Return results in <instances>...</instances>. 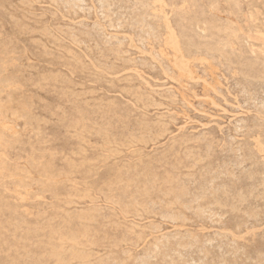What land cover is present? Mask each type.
<instances>
[{
  "label": "rangeland",
  "instance_id": "374dc122",
  "mask_svg": "<svg viewBox=\"0 0 264 264\" xmlns=\"http://www.w3.org/2000/svg\"><path fill=\"white\" fill-rule=\"evenodd\" d=\"M70 1L0 0V264H264V0Z\"/></svg>",
  "mask_w": 264,
  "mask_h": 264
},
{
  "label": "bare ground",
  "instance_id": "6f19581e",
  "mask_svg": "<svg viewBox=\"0 0 264 264\" xmlns=\"http://www.w3.org/2000/svg\"><path fill=\"white\" fill-rule=\"evenodd\" d=\"M52 1H53V0H52ZM68 1H69V0H68ZM73 1H74V0H73ZM76 1H77V0H75V3H76ZM91 1H92V0H91ZM105 1H107V0H105ZM71 2H72V1H70L69 4H71ZM77 2H78V1H77ZM80 2H81V1H80ZM100 2H102V0H101ZM114 2H115V1H114ZM72 3H74V2H72ZM75 3H74V4H75ZM84 3H85V2H84ZM105 3H106V2H105ZM105 3L103 2L104 5H106V4L109 3V2H107L106 4H105ZM61 4H63V3H61ZM64 4H65V3H64ZM111 4H112V3H111ZM113 4H114V3H113ZM65 5H66V4H65ZM67 5H68V3H67ZM71 5H72V4H71ZM76 5H77V3H76ZM79 5H80V4H78V6H79ZM107 5H108V4H107ZM107 5H106V6H107ZM109 5H110V4H109ZM109 5H108L107 7H109ZM119 5H120V4H119ZM63 6H64V5H63ZM94 6H95V5H94ZM114 6H115V5H114ZM134 6H135V5H134ZM64 7H65V6H64ZM70 7H71V6H70ZM76 7H77V6H76ZM76 7H75V8H76ZM102 7H104V6H102ZM78 8H79V7H78ZM109 8H110V7H109ZM145 8H146V7H145ZM112 9H113V8H112ZM142 9H143V8H142ZM69 10H70V9H69ZM137 10H138V9H137ZM74 11H75V10H74ZM98 11H99V10H98ZM107 11H108V10H107ZM107 11H106V12H107ZM138 11H139V10H138ZM110 12H111V10H110ZM133 12H134V11H133ZM108 13H109V12H108ZM112 13H113V12H112ZM144 17H145V16H144ZM124 18H125V17H124ZM149 19H150V18H149ZM111 21H112V20H111ZM143 23H144V22H143ZM120 24H121V23H120ZM120 24H119V25H120ZM144 24H145V23H144ZM147 24H148V23H147ZM141 25H142V24H141ZM149 26H150V25H149ZM131 27H132V26H131ZM142 27H145V26H142ZM107 29H108V28H107ZM113 29H114V28H113ZM148 29H149V28H148ZM110 30H111V29H110ZM150 30H151V29H150ZM116 31H117V30H116ZM138 31H139V30H138ZM140 31H141V30H140ZM171 32H173V31H171ZM171 32H170V34H171ZM101 33H102V32H101ZM103 33H104V32H103ZM151 33L153 34L152 31H151ZM146 35H147V34H146ZM153 35H154V34H153ZM172 35H173V34H172ZM260 35H261V34H260ZM168 36H169V35H168ZM173 36H175V35H173ZM111 37H112V36H111ZM108 38H110V37H108ZM149 38H150V37H149ZM176 38H177V37H176ZM109 40H110V39H109ZM115 40H116V39H115ZM174 40H175V39H174ZM46 41H47V39H46ZM109 42H110V41H109ZM177 45H178V44H177ZM52 47H53V46H52ZM120 48H121V47H120ZM120 48H119V49H120ZM173 48H174V47H173ZM61 50H62V49H61ZM88 50H89V49H88ZM95 50H96V49H95ZM175 50H176V49H175ZM177 50H178V49H177ZM179 50H180V48H179ZM71 52H73V51H71ZM67 54H68V53H67ZM122 57H123V56H122ZM78 60H79V59H78ZM176 60H177V59H176ZM181 62H182V61H181ZM79 63H80V62H79ZM183 64H184V63H183ZM179 65H180V63H179ZM184 65H186V64H184ZM181 66H183V65H181ZM99 67H100V66H99ZM114 67H115V66H114ZM108 68H109V67H108ZM185 69H186V68H185ZM183 70H184V69H183ZM181 71H182V70H181ZM184 71H186V70H184ZM187 74H189V73H187ZM191 81H192V80H191ZM173 82H174V81H173ZM212 89H213V88H212ZM186 90H187V89H186ZM226 90H227V89H226ZM215 91H216V90H215ZM215 91H214V92H215ZM171 92H172V91H171ZM75 93H76V92H75ZM75 93H74V94H75ZM228 93H229V92H228ZM215 94H216V93H215ZM194 95H195V94H194ZM250 95H251V94H250ZM175 97H176V96H175ZM73 98H74V97H73ZM142 98H143V97H142ZM174 100H175V99H174ZM101 102H102V101H101ZM155 102H156V101H155ZM87 104H88V103H87ZM156 104H157V103H156ZM112 105H113V104H112ZM215 105H216V104H215ZM256 105H257V104H256ZM105 106H106V105H105ZM105 106H104V107H105ZM116 106H117V105H116ZM155 106H156V105H155ZM89 107H90V106H89ZM101 107H102V106H101ZM193 110H194V109H193ZM225 112H226V111H225ZM225 112H224V113H225ZM64 114H65V113H64ZM227 114H228V113H227ZM239 116H241V115H239ZM213 118H214V117H213ZM82 121H83V120H82ZM88 123H89V122H88ZM142 126H143V125H142ZM150 128H151V127H150ZM168 128H169V127H168ZM83 130H84V129H83ZM130 130H131V129H130ZM84 131H85V130H84ZM151 131H152V130H151ZM133 132H134V130H133ZM81 133H82V132H81ZM81 133H80V134H81ZM83 133H84V132H83ZM150 134H151V133H150ZM75 135H76V134H75ZM82 136H83V134H82ZM150 136H151V135H150ZM77 137H78V135H77ZM109 137H110V136H109ZM145 137H146V136H145ZM155 138H156V137H155ZM134 140H135V139H134ZM152 141H153V140H152ZM233 142H234V141H233ZM235 142H236V141H235ZM138 144H139V143H138ZM107 145H108V144H107ZM109 145H110V144H109ZM118 147H119V146H118ZM262 149H263V147H262ZM237 151H238V150H237ZM239 151H240V150H239ZM260 151H261V150H260ZM192 152H193V151H192ZM239 154H240V153H239ZM194 156H195V155H194ZM240 156H242V155H240ZM195 157H196V156H195ZM199 158H200V157H199ZM208 158H210V157H208ZM176 159H177V158H176ZM201 159H202V158H201ZM205 159H206V158H205ZM239 159H240V158H239ZM201 161H203V159H202ZM201 161H200V162H201ZM93 162H95V161H93ZM205 162H206V161H205ZM176 163H177V162H176ZM197 163H198V162H197ZM92 164H93V163H92ZM195 164H196V163H195ZM178 165H179V164H178ZM244 165H245V164H244ZM75 166H76V165H75ZM194 167H195V166H194ZM197 167H198V166H197ZM197 167H196V168H197ZM236 167H237V166H236ZM242 167H243V165H242ZM240 168H241V167H240ZM120 169H121V168H120ZM182 170H183V169H182ZM192 171H193V170H192ZM199 171H200V170H199ZM235 171H236V170H235ZM91 172H92V171H91ZM227 172H228V171H227ZM92 173H93V172H92ZM243 173H245V171H244ZM229 174H230V173H229ZM194 175H195V174H194ZM231 175H232V174H231ZM262 175H263V174H262ZM170 176H171V175H170ZM185 176H186V175H185ZM233 176H234V175H233ZM183 177H184V176H183ZM234 177H235V176H234ZM113 178H114V177H113ZM143 178H144V177H143ZM145 178H146V177H145ZM111 179H112V178H111ZM215 182H216V180H215ZM123 183H124V182H123ZM153 183H154V182H153ZM159 183H160V182H159ZM172 183H173V181H172ZM172 183H171V184H172ZM183 183H184V182H183ZM163 184H164V183H163ZM196 184H197V183H196ZM211 184H212V183H211ZM258 184H259V183H258ZM167 185H169V184H167ZM184 185H185V184H184ZM259 185H260V184H259ZM263 185H264V184H263ZM209 186H211V185H209ZM214 186H215V185H214ZM214 186H212V187H214ZM224 187H225V186H224ZM259 187H260V186H259ZM117 188H118V187H117ZM153 188H154V187H153ZM171 188H172V187H171ZM261 188H262V187H261ZM202 189H203V188H202ZM204 189H205V188H204ZM204 189H203V190H204ZM219 189H221V187H219ZM224 189H225V188H224ZM227 189H228V187H227ZM177 190H178V189H177ZM206 190H207V189H206ZM212 190L214 191V189H212ZM215 190H216V189H215ZM88 191H89V190H88ZM160 191H161V189H160ZM197 191H198V190H197ZM201 191H202V190H201ZM207 191H208V190H207ZM209 191H210V190H209ZM45 192H46V191H45ZM154 192H155V190H154ZM202 192H203V191H202ZM210 192H211V191H210ZM214 192H215V191H214ZM225 192H226V191H225ZM102 193H104V192H102ZM114 193H115V192H114ZM163 193H164V192H163ZM206 193H208V192H206ZM218 193H219V191H218ZM228 193H229V192H228ZM240 193H241V192H240ZM172 194H173V193H172ZM208 194H210V193H208ZM212 194H214V193H212ZM216 194H217V192H216ZM163 195H164V194H163ZM206 195H207V194H206ZM217 195H218V194H217ZM231 195H232V194H231ZM250 195H251V194H250ZM208 196H209V195H208ZM73 197H74V196H73ZM202 197H203V195H202ZM205 197H206V196H205ZM209 197H211V194H210ZM216 197H217V196H216ZM244 197H246V195H245ZM259 197H261V196H259ZM112 198H113V197H112ZM114 198H115V197H114ZM133 198H134V197H133ZM150 198H152V197H150ZM165 198H166V196H165ZM194 198H195V200H196L197 197H194ZM207 198H208V197H207ZM228 198H229V197H228ZM241 198H242V197H241ZM246 198H247V197H246ZM262 198H263V197H262ZM84 199H86V198H84ZM197 199H198V198H197ZM201 199H202V198H201ZM239 199H240V198H239ZM242 199L244 200V198H242ZM259 199H260V198H259ZM109 200H110V198H109ZM114 200H115V199H114ZM150 200H151V199H150ZM158 200H159V199H158ZM167 200H168V199H167ZM198 200H199V199H198ZM198 200H196V201H198ZM203 200H205V198H204ZM203 200H202V201H203ZM216 200H217V199H216ZM243 200H242V201H243ZM136 201H138V200H136ZM171 201H172V200H171ZM202 201H201V202H202ZM227 201H228V200H227ZM242 201H241V202H242ZM244 201H245V200H244ZM159 202H160V200H159ZM213 202H215V201H213ZM216 202H217V201H216ZM234 202H236V201H234ZM239 202H240V200H239ZM261 202H262V201H261ZM114 203H115V201H114ZM116 203H117V202H116ZM116 203H115V204H116ZM171 203H173V201H172ZM193 203H194V202H193ZM118 204H119V203H118ZM144 204H145V203H144ZM152 204H153V203H152ZM161 204H162V202H161ZM196 204H197V203H196ZM218 204H220V203L218 202ZM224 204H225V203H224ZM224 204H223V205H224ZM150 205H151V204H150ZM154 205H155V204H154ZM210 205H211V204H210ZM136 206H137V205H136ZM144 206H146V205H144ZM151 206H153V205H151ZM156 206H157V205H156ZM159 206H160V205H159ZM191 206H192V205H191ZM153 207H154V206H153ZM153 207H152V208H153ZM169 207H170V206H169ZM189 207H190V205H189ZM210 207H211V206H210ZM214 207L216 208V206H214ZM225 207H226V206H224V208H225ZM134 208H135V207H134ZM180 208H181V207H180ZM192 208H193V207H192ZM220 208H221V207H219V209H220ZM230 208H231V207H230ZM233 208H234V207H233ZM0 209H1V208H0ZM170 209H171V208H170ZM195 209H196V207H195ZM203 209H204V208H203ZM225 209H226V208H225ZM142 210H143V209H142ZM148 210H149V209H148ZM148 210H147V211H148ZM153 210H154V209H153ZM171 210H172V209H171ZM191 210H192V209H191ZM193 210H194V209H193ZM204 210H205V209H204ZM204 210H203V211H204ZM209 210H210V209H209ZM209 210L207 209V211H209ZM234 210H235V209H234ZM242 210H243V209H242ZM143 211H144V210H143ZM186 211H188V210H186ZM198 211H199V209H198ZM200 211H201V210H200ZM203 211H202V212H203ZM148 212H149V211H148ZM148 212H146V213H148ZM152 212H153V211H152ZM212 212H213V211H212ZM231 212H234V211H231ZM235 212H236V211H235ZM242 212H243V211H242ZM85 213H86V212H85ZM139 213H140V211H139ZM146 213H145V215H146ZM197 213H198V212H197ZM205 213H206V212H205ZM210 213H211V211H210ZM219 213H220V212H219ZM219 213H218V214H219ZM221 213H222V212H221ZM115 214H116V213H115ZM137 214H138V213H137ZM153 214H154V213H153ZM213 214H214V213H213ZM218 214H216V215H218ZM246 214H247V213H246ZM138 215H139V214H138ZM168 215H169V214H168ZM205 215H206V214H205ZM205 215H204V216H205ZM207 215H209V214H207ZM247 215H248V214H247ZM247 215H246V216H247ZM155 216H156V214H155ZM162 216H163V215H162ZM169 216H170V215H169ZM169 216H168V217H169ZM219 216H220V215H219ZM222 216H223V215H222ZM222 216H221V217H222ZM250 216H251V215H250ZM80 217H81V216H80ZM80 217H79V218H80ZM182 217H183V216H182ZM205 217H206V216H205ZM215 217H216V216H215ZM103 218H104V217H103ZM199 218H200V217H199ZM206 218H207V217H206ZM208 218H209V217H208ZM217 218H220V217H217ZM254 218H255V217H254ZM94 219H95V218H94ZM162 219H163V217H162ZM164 219H165V218H164ZM170 219H171V217H170ZM212 219H213V218H212ZM214 219H215V218H214ZM220 219H221V218H220ZM165 220H166V219H165ZM173 220H174V219H173ZM173 220L171 219L172 222H173ZM186 220H187V218H186ZM248 220H250V219H248ZM254 220H255V219H254ZM109 221H110V220H109ZM179 221H180V220H179ZM181 221H182V219H181ZM223 221H224V220H223ZM91 222H92V221H91ZM176 222H178L177 219H176ZM182 222H183V221H182ZM256 222H257V221H256ZM113 223H114V222H113ZM174 223H175V222H174ZM220 223H221V221H220ZM91 224H92V223H91ZM118 224H119V223H118ZM151 224H152V223H151ZM259 224H260V222H259ZM108 225H109V224H108ZM115 225H116V224H115ZM158 227H159V226H158ZM89 230H90V229H89ZM144 230H145V229H144ZM59 231H60V230H59ZM238 231H239V230H238ZM261 231H262V230H261ZM152 232H153V231H152ZM51 233H52V232H51ZM85 233H86V232H85ZM86 235H87V234H86ZM187 236H188V235H187ZM192 236H193V235H192ZM82 237H83V236H82ZM86 237H87V236H86ZM176 237H177V236H176ZM224 237L226 238V236H224ZM35 238H36V237H35ZM163 238H164V237H163ZM171 238H174V240H177V238L175 239V237H171ZM195 238H196V237H195ZM42 239H43V238H42ZM159 239H160V238H158V240H159ZM181 239H182V238H181ZM185 239H186V237H185ZM197 239H198V238H197ZM219 239H220V238H219ZM162 240L166 241V240H168V239H166V240H165V239H161V242H162ZM174 240H173V241H174ZM52 241H53V240H52ZM59 241H60V240H59ZM66 241H67V240H66ZM139 241H140V240H139ZM156 241H157V240H156ZM209 241H210V240H209ZM209 241H208V242H209ZM213 241H215V240H213ZM213 241H212V242H213ZM226 241H227V240H226ZM75 242H76V241H75ZM157 242H159V241H157ZM168 242H169V241H168ZM194 242H195V241H194ZM220 242H221V241H220ZM29 243H31V242H29ZM58 243H59V242H58ZM162 243H163V242H162ZM162 243H161V244H162ZM228 243H229V242H228ZM230 243H231V242H230ZM232 243H233V242H232ZM31 244H32V243H31ZM78 244H79V243H78ZM125 244H126V243H125ZM157 244H158V243H156V246H157ZM168 244H169V243H168ZM193 244H194V243H193ZM196 244H197V243H196ZM204 244H205V243H204ZM207 244H208V243H207ZM211 244H214V243H211ZM223 244H224V243H223ZM223 244H221V245H223ZM42 245H43V244H42ZM81 245H82V244H81ZM189 245H190V244H189ZM214 245H215V244H214ZM231 245H232V244H231ZM235 245H236V244H235ZM235 245H232V247L235 246ZM126 246H127V245H126ZM153 246H154V245H153ZM163 246H164V245H163ZM167 246H168V245H167ZM182 246H183V245H182ZM186 246H188V245L186 244L185 247H186ZM195 246H196V245H195ZM195 246H193V247H195ZM203 246H204V245H203ZM208 246H209V245H208ZM217 246H219V245H217ZM223 246H224V245H223ZM225 246H226V245H225ZM84 247H85V246H84ZM137 247H138V246H137ZM176 247H177V246H176ZM180 247H181V245H180ZM188 247H189V246H188ZM191 247H192V246H191ZM214 247H216V246H214ZM235 247H236V246H235ZM73 248H74V247H73ZM79 248H80V247H79ZM154 248H155V247H154ZM157 248H158V247H157ZM157 248H155V249H157ZM177 248H178V247H177ZM181 248H182V247H181ZM212 248H213V247H212ZM217 248H218V247H217ZM162 249H163V248H162ZM165 249H166V248H165ZM167 249H168V248H167ZM167 249H166V250H167ZM186 249H187V248H186ZM186 249H185V250H186ZM188 249H189V248H188ZM193 249H194V248H192V249L190 248V250H193ZM199 249H200V248H199ZM201 249H202V248H201ZM201 249H200V250H201ZM203 249H205V248H203ZM206 249H207V247H206ZM206 249H205V251H206ZM219 249H220V246H219ZM219 249H218V252H219ZM221 249H222V248H221ZM229 249H230V251L232 250L231 248H229ZM233 249H234V247H233ZM242 249H243V248H242ZM159 250H160V247H159ZM169 250H170V249H169ZM183 250H184V249H183ZM226 250H227V249H226ZM237 250L240 251L241 249H238V247H237V248H236V251H237ZM243 250H244V249H243ZM71 251H72V250H71ZM171 251H172V250H171ZM174 251H175V250H174ZM174 251H173V252H174ZM224 251H225V250H224ZM224 251H223V252H224ZM234 251H235V250H234ZM239 251H238V252H239ZM19 252H20V251H19ZM25 252H26V251H25ZM78 252H79V251H78ZM83 252H84V251H83ZM157 252H158V251H157ZM160 252H161V251H160ZM168 252H169V251H167V253H168ZM173 252H171V253H173ZM180 252H181V251H180ZM180 252H179V253H180ZM203 252H204V250H203ZM221 252H222V250H221ZM221 252H220V253H221ZM238 252H237V254H239ZM241 252H242V251H241ZM175 253H176V252H174V254H175ZM177 253H178V252H177ZM177 253H176V255H179V254H177ZM206 253L209 254L208 251L205 252V254H206ZM231 253H233V252H231ZM243 253H244V252H243ZM159 254H160V253H159ZM189 254H190V253H189ZM208 254H206V255H208ZM228 254H229V253H228ZM240 254H241V253H240ZM240 254H239V255H240ZM61 255H62V254H61ZM64 255H65V254H64ZM147 255H148V254H147ZM171 255H172V254H171ZM180 255H183V254L180 253ZM180 255H179V256H180ZM220 255H221V254H220ZM223 255H225V254H223ZM223 255H221V257H222ZM235 255H236V254H235ZM235 255L233 256L234 259L236 258ZM19 256H20V255H19ZM22 256H23V255H22ZM153 256H154V255H153ZM158 256H159V255H158ZM167 256H168V255H167ZM169 256H170V255H169ZM202 256H203V255H202ZM227 256H229V255H227ZM108 257H109V256H108ZM164 257H165V256H164ZM164 257H163V258H164ZM170 257H171V256H170ZM174 257H175V256H174ZM177 257H178V256H177ZM180 257H182V256H180ZM186 257H188V254H187ZM186 257H185V258H186ZM190 257H191V256H190ZM224 257H225V256H224ZM59 258H60V257H59ZM74 258H75V257H74ZM151 258H152V256H151ZM166 258H168V257H166ZM183 258H184V257H183ZM183 258H182V259H183ZM222 258H223V257H222ZM230 258H231V257H230ZM63 259H64V258H63ZM143 259H144V257H143ZM153 259H154V258H152V260H153ZM186 259H187V258H186ZM206 259H207V256H206ZM206 259H205V260H206ZM225 259H227V258H224V260H225ZM81 260H82V259H81ZM110 260H111V259H110ZM141 260H142V259H141ZM155 260H156V259H155ZM164 260H165V259H164ZM168 260H170V258H169ZM189 260H190V259H189ZM192 260H195V259H192ZM39 261H40V260H39ZM75 261H76V260H75ZM136 261H137V260H136ZM149 261H150V260H149ZM153 261H154V260H153ZM172 261H173V260H172ZM182 261H183V260H182ZM182 261H181V262H182ZM186 261H187V260H186ZM199 261H201V259H200ZM203 261H204V260H203ZM221 261H223V259H222ZM239 261H240V260H239ZM57 262H59V261H57ZM62 262H63V261H62ZM141 262H142V261H141ZM161 262H162V261H161ZM176 262H177V261H176ZM181 262H180V263H181ZM187 262H188V261H187ZM193 262H194V261H193ZM201 262H202V261H201ZM201 262H199V263H201ZM212 262L214 263L215 261H212ZM72 263H73V262H72ZM143 263H144V262H143ZM189 263H190V262H189ZM194 263H195V262H194ZM194 263H192V261H191L190 264H194ZM204 263H205V261H204ZM204 263H203V264H204ZM219 263H220V262H219ZM225 263H227V262L225 261ZM87 264H88V263H87ZM146 264H147V263H146ZM172 264H174V263L172 262ZM176 264H177V263H176ZM196 264H198V263H196ZM205 264H206V263H205ZM221 264H224V262L221 263ZM228 264H229V263H228Z\"/></svg>",
  "mask_w": 264,
  "mask_h": 264
}]
</instances>
